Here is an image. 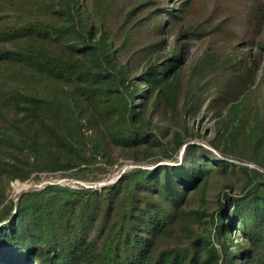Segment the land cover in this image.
<instances>
[{"label": "trees", "instance_id": "obj_1", "mask_svg": "<svg viewBox=\"0 0 264 264\" xmlns=\"http://www.w3.org/2000/svg\"><path fill=\"white\" fill-rule=\"evenodd\" d=\"M118 5L0 0V176L82 178L114 164L113 148L154 164L100 187L0 193V264H264L260 62L234 44L187 65L192 0ZM244 13L261 25L264 0ZM207 97L218 154L192 141ZM212 179L224 185L215 207H192Z\"/></svg>", "mask_w": 264, "mask_h": 264}, {"label": "rangeland", "instance_id": "obj_2", "mask_svg": "<svg viewBox=\"0 0 264 264\" xmlns=\"http://www.w3.org/2000/svg\"><path fill=\"white\" fill-rule=\"evenodd\" d=\"M138 1L140 0H119L118 9L122 11L124 6H133ZM177 1L168 0L170 4ZM246 2L248 0H192L190 12L183 20L184 26L193 29L195 32L193 38L189 41L190 50L187 65L208 47L213 49H230L234 44H240L242 48L250 49L254 57L260 62L259 74L261 75L264 72V49L259 47L260 41L264 40V23L259 26L249 23L248 17L244 13ZM178 30L179 26L174 31L177 32ZM214 92L212 90L210 94L213 95ZM210 99V97L206 98L204 106L195 116L189 119V123L196 131L203 135V137H195L192 141L218 154V150L209 143V138L214 134V128L219 117L209 107ZM183 151L184 146L179 150V158L182 156ZM112 154L113 160H117L114 164L107 165L106 171L91 169L82 178L76 177L70 171L46 172L37 176L32 175L25 180H10L8 176H0V193L5 198V202H8L10 200L17 201L19 195L25 191L40 189L53 182L75 187L80 185L100 187L104 184L112 183L119 177L121 172L131 169L136 165L154 166V164L148 162L136 163L134 155L129 151L113 148ZM233 161L238 164L257 167L252 162H243L235 159ZM223 189V182L212 179L204 191L193 194L191 206L194 208L204 206L205 209L211 211L215 207L218 194ZM236 192L237 187L234 185L231 194H235ZM195 227L201 230L202 225L197 222L195 223ZM218 248H220L219 245Z\"/></svg>", "mask_w": 264, "mask_h": 264}]
</instances>
